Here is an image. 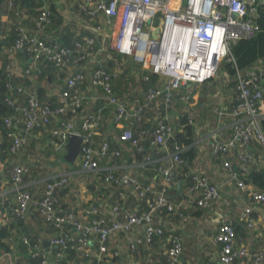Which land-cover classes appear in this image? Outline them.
I'll return each instance as SVG.
<instances>
[{"label":"built area","instance_id":"obj_1","mask_svg":"<svg viewBox=\"0 0 264 264\" xmlns=\"http://www.w3.org/2000/svg\"><path fill=\"white\" fill-rule=\"evenodd\" d=\"M184 0H181L183 4ZM172 0H78L83 14L91 21L104 18L113 28L110 50L135 64L143 70V82L150 83L151 76L163 79L161 88L148 89L142 103L128 104L115 90L114 78L106 68L98 66L90 72H84L80 64L89 62L96 55L95 37L76 42L74 48L62 45L57 40H47L45 33L52 26V12L48 0L43 1L39 15L35 20V29L28 30L22 23L16 28L17 39L9 49L11 54H23L31 63L26 74L40 72V63L49 62L61 72H71L65 79L64 86L57 94V107L44 101L37 90L23 85L7 84L5 103L10 114L4 120L7 138L11 141L9 155H18L25 151L29 139L37 132L53 142L55 159L63 160L69 136L76 134L83 138V145L78 158L81 174L105 173L104 181L108 186L121 188L123 194L108 211L98 207L80 210H66L59 202V192L69 187L70 174H51L44 178H34L31 170L19 163H13L9 173V183L13 192L11 217L27 226L28 216H39L43 223L54 231L49 239L53 256L43 248L38 240L31 245L27 236H22L21 243L28 248L32 261L26 264H62L67 248L72 246L81 258L94 257L96 264H102L103 258L110 254V240L122 236L131 251L143 245H151L163 237L164 231L156 221V215L166 211L180 215L186 203L196 209L211 210L221 200V190L205 176H194V185L185 200L177 203L172 198V191L178 178L183 176L186 166L181 154L187 148L175 147L172 152L169 142L175 140V125L171 117L175 104H188L192 100L191 90L218 78L227 77L228 65H233L236 75L223 80V84H233L232 107L225 110L219 107L214 117L228 128L231 139L220 143L213 136L211 144L213 155L228 156L236 145L249 146L259 144L264 152V112L261 103L264 100V68L261 63L253 71L240 72L233 56V48L242 40L255 38L260 33L258 20L259 8L264 0H185V6L178 10L171 7ZM19 17L20 13L17 12ZM125 63H127L125 61ZM118 69V68H117ZM8 77L14 75L13 69L7 68ZM148 73V74H147ZM97 90L95 99L102 101L105 108H115L117 123H126L120 137L121 144H128L139 154L145 153L142 143L151 138V148L170 152L171 167L157 166L154 160L146 156L141 166L151 168L153 176L160 178L161 185L146 186L127 173H117L109 164L113 158H122V151L111 154L110 144L104 143L97 150L93 147L95 127L102 120V110L88 115L81 130L70 121L63 119L68 113L77 115L84 108L91 90ZM185 89V93L181 90ZM181 92V93H180ZM180 100V101H179ZM161 105L169 112L156 119L154 130L143 131L135 137L133 126L146 122L148 112ZM169 115V116H168ZM188 117V116H187ZM189 118V117H188ZM190 125L193 120L190 119ZM219 124V125H220ZM199 138L201 144L206 139ZM195 147V144H194ZM254 156L246 153L242 157L243 167L240 174L233 171L229 161L224 162V169L230 183L244 191L248 189L244 178L250 171ZM107 166L102 168L101 161ZM30 180V181H29ZM127 190H132L139 202L152 199L148 210L139 207L129 208L126 204ZM250 205L241 217L249 229L255 227L254 213L264 207V191L253 189L249 192ZM186 222V218L183 219ZM170 247L166 251L169 264H187L183 258L184 248L179 236H171ZM216 242L220 246L216 264H264V249L253 252L237 245V232L234 224L225 220L219 226ZM95 255H92V254ZM119 257L118 253H115ZM36 262V263H33ZM0 264L1 259H0Z\"/></svg>","mask_w":264,"mask_h":264},{"label":"crops","instance_id":"obj_2","mask_svg":"<svg viewBox=\"0 0 264 264\" xmlns=\"http://www.w3.org/2000/svg\"><path fill=\"white\" fill-rule=\"evenodd\" d=\"M24 1H28L30 4L24 6ZM48 1L53 5L52 0ZM36 4L37 1L35 3L33 0H0V70L6 63H11L13 73L19 72L22 79L23 76L21 74L24 73L25 68L31 61L22 54L9 53V49L17 38L16 28L19 23H22L30 31L35 29L34 22L36 17L30 16L25 11L22 12V9L24 7L38 12ZM181 5V0H172L171 2V7L174 10H178ZM55 7L63 19V24L60 27L61 29H58L59 31L51 27L45 33V38L47 40H57L64 46L65 38L68 43L67 46H72L77 41L80 42V40L83 41L86 38L95 37L96 55L89 62L80 64V67L84 72H90L91 69L98 66L107 69L104 63L112 61V58L110 55H105V52L110 50L113 28L107 25L104 18L91 21L82 13L78 0H61L60 5ZM17 12L20 13L19 17L16 16ZM113 54L117 58L120 57L114 52ZM116 57L115 59L118 63ZM125 61L131 68L134 67L136 71L127 75L126 83L130 75L132 77H140L143 82V76L146 75H143L144 71L141 70L140 73H137L139 72L137 66L131 61ZM116 62L114 64H117ZM259 63H261V68H264V59L260 60L256 66ZM256 66L253 69H257ZM225 73L228 76L224 77V79L221 77L211 80L197 89H192L191 102L185 104L179 100L180 102L175 104L174 109L169 114L174 117L172 123L175 126L180 118L184 116H188L193 120L194 148L197 154L196 160L191 164L189 171L178 178L177 185L171 193L173 200L177 203L185 200L186 195H188L194 185L193 178L196 175L205 176L218 185L221 190V200L209 211L192 208L186 203V206L181 209L180 215H172L166 211L158 213L155 216L156 221L159 227L163 229L164 235L151 245L145 244L131 251L122 236L113 237L109 244L112 256L103 258L102 264H169L165 254L170 247L171 236H179L182 239L183 258L187 264H216L220 252V246L216 242V235L219 226L225 220H229L234 224L238 246L246 247L253 252H261L264 249V207L254 213L255 227L253 229H249L241 221L244 210L250 205L249 192L253 189L264 191V189H260L254 183L252 177V173L255 172L264 174L263 148L256 143H252L247 147L238 144L228 156L223 158L222 156L213 155L210 147L214 142L213 136H216V140L220 143H227L231 139V131L228 128L229 120L222 123L226 122L225 126H221L214 117L217 108L222 107L225 110H229L232 107L234 92L231 93L229 88L233 89L234 85L223 84V80H228V77L231 80L230 73L227 70ZM45 74L48 75L42 80L32 78L31 88L37 90L38 93L40 91L43 92L41 96L44 101L52 102L64 86L65 79L67 80L72 73L61 72L50 66L45 70ZM112 76L115 90L120 98L134 106L136 103H142V98L148 91L146 89L147 83L143 82L144 89L137 87L142 89L137 91H134L131 88L132 85L128 83L125 89L120 91L116 85L118 74L115 73ZM162 83L163 79L158 78L155 85L151 88H161ZM90 88L88 97H91V99L87 100L82 111L75 116L64 118V120L67 119L66 121L74 123L77 129L81 130L88 115L97 114L102 110V120L98 122L93 131V147L99 150L104 143H108L110 144L111 154L121 150L122 158H113L109 164L115 168L117 173L125 172L137 180L139 179L140 183L146 186L154 185L159 187L162 183L160 178L153 176L151 168H143L141 165L146 156L149 155L156 163L155 165L171 167L170 152L152 149L151 138L148 137L142 143L144 145L142 147L145 149L143 154H139L136 149L128 144H121L120 137L125 131L126 123H117L115 108H105L102 101H99L98 98L97 100L95 99L98 97L97 90L92 86ZM181 92L185 93V89L181 90ZM261 109L264 111V102L261 103ZM167 113L169 112L161 105L151 109L147 114L146 122L142 124L146 127L143 131L151 132L154 130L156 119L163 115L165 116ZM206 133L207 135L203 137V139H206L204 142L206 144H201L199 138ZM4 143L5 140L0 130V236L3 231L7 234L5 238L0 237V259L2 264H26L31 262L28 256V248L21 243L22 236L30 238V242L41 240L43 244L46 242L49 244V239L54 235V231L48 228L42 219L35 214L31 213L28 216L26 228H24V224L21 225V222L11 217L10 208L13 207L14 196L12 186L9 183V173L13 163L27 166L34 178L50 176L54 173L61 174L66 172L70 174L69 187L59 192V202L66 210H80V208L95 206L108 211L109 205L117 201L120 195L123 194L121 188L111 187L105 183V173L81 174L78 160L74 166H70L63 164L64 159H55L52 150L53 142L50 138L42 135V133L37 132L34 134L29 139L25 151L18 155L10 156L8 152L9 146ZM145 144H147L146 147ZM246 153H251L254 156V160L250 165L248 175L244 178L248 189L242 191L234 183L229 182L228 175L224 169V162L227 159L233 171L240 174L243 167L242 157ZM101 166L105 168L107 162L102 160ZM179 184H181L180 192L176 190ZM125 194H128L126 204L129 208L139 207L141 211L148 210L149 200L144 199L139 202L132 190H127ZM185 218L186 222H183ZM43 248L51 255H56L50 244L48 249L44 245ZM115 253H118L119 257H116ZM92 255L95 254L93 253ZM75 258L70 259V254H66L62 264H96L94 257L78 258L79 260ZM238 264H247V262Z\"/></svg>","mask_w":264,"mask_h":264},{"label":"trees","instance_id":"obj_3","mask_svg":"<svg viewBox=\"0 0 264 264\" xmlns=\"http://www.w3.org/2000/svg\"><path fill=\"white\" fill-rule=\"evenodd\" d=\"M36 1H37L36 7L38 8V12L37 11L35 12L34 10H30L24 7L22 9V12L25 11L26 13H29L30 16L38 17L39 9L42 7L43 1H46V0H33V2L35 3ZM26 4H30V3H28V1H24V6ZM49 7H50V11L52 12V26L51 27H53L54 30L59 31L58 29H61L60 27L63 24V19L58 13L55 5H52L51 2H49ZM259 15H260V18L258 20V23L260 26V33L253 39L240 41L233 48V56L236 60L237 68L242 73L253 70L256 64L260 60L264 59V5L259 8ZM64 42L63 43L65 44L66 47L74 48L75 43H73L72 46H69V45L67 46L68 43L66 42L65 38H64ZM23 56H26V55H23ZM10 66H11V63H8V64L6 63V65L3 66L2 69L0 70V130L2 131V135H3V138L7 146H10V140L7 138V135H6L7 130L4 126V120L10 114V110L5 103V98L7 95V88H6L7 84L12 83L14 85H23L27 88H30L32 86L31 83H33L31 80L32 78L39 79V80L45 79L48 75V74L47 75L45 74V70L48 69L50 66L53 67L51 63L42 61L39 67L40 72H33L31 75L26 74V68H27L26 67L24 70V73L21 74L23 76V79H22L20 78L19 72H15V74L11 78L8 77L7 68ZM226 69L230 73L231 77H234L236 75V70L233 67V65H228ZM55 70H58V69L55 68ZM157 79L158 77L156 75H152L151 82L146 84V89L147 90L151 89V87L155 85ZM118 82L119 81H117V83ZM42 93L43 92L41 91L39 93L41 98H42L41 95H43ZM55 99H53L52 102H47V103L54 107H57L58 101L57 99L56 100ZM72 116H75V115L72 113H68L66 117H63V119L67 117H72ZM263 127H264V123H263ZM132 128L134 130V134L136 138H138L140 134L142 133V131L146 129L145 125H142V124H135ZM175 128H176L175 137H174L175 140L169 142V148L171 149L172 152L175 151L176 146H179L181 148H187V150H185L181 154L182 159L185 160V162L187 163L183 170L184 171L183 174H185L189 171L191 164H193V162L196 160V157H197V154L194 148V131H193L192 126L190 125V120L187 116L180 118V120L176 123ZM142 146L144 145L142 144ZM146 146L147 144H145V147ZM252 177H253L254 183L257 184L260 187V189H264V174L255 172V173H252ZM151 200L152 199L150 198L149 201ZM0 237L5 238L7 237V234L3 231ZM29 241H30V238H29ZM37 242L38 241L36 242L31 241L30 244L33 246ZM67 249H68L67 253L70 254V259L73 257L74 258L76 257L75 259L79 260L78 258H81L75 251L72 250V246H69ZM33 263H36V262H33Z\"/></svg>","mask_w":264,"mask_h":264},{"label":"rangeland","instance_id":"obj_4","mask_svg":"<svg viewBox=\"0 0 264 264\" xmlns=\"http://www.w3.org/2000/svg\"><path fill=\"white\" fill-rule=\"evenodd\" d=\"M182 5L185 6V0L183 1ZM105 55H110V57L112 58V61H106L104 63V65L107 67V70L110 73H112V74H115V73L118 74V78L116 79V80L119 81L118 83L116 82L117 86L119 87L118 90L123 91L125 89V87L127 86L126 84H128V83L132 85L131 88H133L134 91L144 89V87L142 85L143 82L140 80V77H138V76L132 77L130 75L129 79H128V82L126 83L127 75L129 73L131 74V72H134V73L136 72L134 67L131 68L129 66V64L125 63L124 61H122L120 57L117 58L116 56H114V54H113V52L111 50H106ZM115 57L117 58L118 63L116 62ZM111 62L113 63V65H112ZM114 62H116L117 64H114ZM108 63H110L109 66H107ZM10 68H12V67L10 66ZM137 73H140V72H137ZM137 87H140L142 89L137 88ZM63 164H66V162L63 161ZM44 177H47V175L46 176H41L39 178H44Z\"/></svg>","mask_w":264,"mask_h":264},{"label":"water","instance_id":"obj_5","mask_svg":"<svg viewBox=\"0 0 264 264\" xmlns=\"http://www.w3.org/2000/svg\"><path fill=\"white\" fill-rule=\"evenodd\" d=\"M61 0H52L53 5L59 6ZM83 145V138L76 134H71L69 136L68 144L66 145V155L64 156V161L70 166H74L76 161L80 156V152ZM178 192L181 191V184L176 188ZM46 249H48L49 244L46 242L43 244Z\"/></svg>","mask_w":264,"mask_h":264}]
</instances>
